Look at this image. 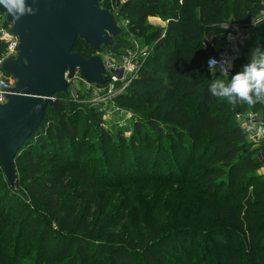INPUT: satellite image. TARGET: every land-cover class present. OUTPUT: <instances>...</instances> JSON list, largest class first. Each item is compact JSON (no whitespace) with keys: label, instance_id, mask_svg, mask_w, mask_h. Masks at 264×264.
<instances>
[{"label":"trees","instance_id":"16d2710c","mask_svg":"<svg viewBox=\"0 0 264 264\" xmlns=\"http://www.w3.org/2000/svg\"><path fill=\"white\" fill-rule=\"evenodd\" d=\"M116 1L119 23L128 22L137 40L156 42L137 79L116 99L143 120L130 138L123 131L113 136L98 112L93 122L89 116L81 121L79 101L56 97L15 159L16 186L21 169V182L40 205L12 204L16 189L0 168V264H264V179L257 176L264 148H254L237 122L248 113L264 124V103L230 104L212 96L214 77L206 65L208 39L227 35L229 23L250 31L231 74L250 62L254 48L264 47V0ZM151 17L167 22L165 33L152 29ZM123 31L105 50L129 43ZM6 51L0 41V60ZM73 51L85 59L96 55L79 39ZM154 186L174 188L178 206L162 199L139 230L129 226L131 197L118 216L107 204L94 220L100 189L122 195ZM189 196L197 199L193 212L186 208ZM124 227L128 236L116 235ZM19 247L30 251L28 262Z\"/></svg>","mask_w":264,"mask_h":264},{"label":"water","instance_id":"95a60500","mask_svg":"<svg viewBox=\"0 0 264 264\" xmlns=\"http://www.w3.org/2000/svg\"><path fill=\"white\" fill-rule=\"evenodd\" d=\"M99 0H27L35 9L14 19L0 6V14L18 39L16 56L1 65L14 78V86L0 82L9 94L0 104V168L15 189V159L25 143L42 126L56 97L67 95L76 79L87 85L104 87L107 66L100 56L113 47L122 30L115 14L98 6ZM96 51L85 59L75 53L77 40ZM214 54V51H211Z\"/></svg>","mask_w":264,"mask_h":264},{"label":"rangeland","instance_id":"374dc122","mask_svg":"<svg viewBox=\"0 0 264 264\" xmlns=\"http://www.w3.org/2000/svg\"><path fill=\"white\" fill-rule=\"evenodd\" d=\"M126 1L127 0H119L120 4H124ZM100 4H101V7L106 8L108 6L109 9H114L115 11H118V6H117L118 1L116 0H106L104 2H102L101 0ZM0 22H3L2 18H0ZM164 23L167 26V22H164ZM149 25L152 27L153 30H157V31L161 30L162 33H165L166 28L164 29L158 28L152 25L150 22H149ZM225 28L228 34L225 35L224 37L214 36L213 41H212L213 43L211 42L210 39H208L207 46L215 50L214 51L215 53L212 54V57H221L227 54L228 60L231 61L232 67H233L234 60L239 56L243 45L240 46L239 43L236 41V39L232 40V35L236 36L237 34L243 33L245 30L243 31L240 29V27L233 26L230 23L225 25ZM125 32L127 34L125 35V39L128 40L129 42L126 44V46L122 48L121 47L115 48L113 50L106 49L100 55L107 66V74H106L107 77H109V71L112 68L111 66L121 61L127 49L133 50L134 53H137L139 56H141V62L142 60L147 61L153 54V50H154V46L156 42H144L142 40H137L135 36H133V33L128 29V25L125 28ZM244 33H247L250 36L249 29L247 32H244ZM134 42H137V43H134ZM120 76L122 77V74ZM120 85L121 83L119 84V86ZM119 86H117L116 91H119L121 89L119 88ZM109 89L110 87L107 84L104 87H98L94 85H87L86 83L81 82V80L76 79L72 82V85L69 88L68 97L74 101H79L84 106L83 107L84 112L82 114L81 121L85 119V122H86V116H89L90 121L88 123L93 122L95 113L98 112L99 113L98 116H100L102 128L112 131L113 136H117V134L123 131L124 137L130 138L132 135L135 123L137 121L143 120V115L141 112L135 111L128 107L120 106L119 103L116 101V99L118 98V95L117 97L110 96ZM249 115L250 114L248 113H244L242 115H239L237 119L238 124L242 126L246 131H248V126L246 125V121ZM257 117L259 118V116ZM259 120L262 122L260 118ZM252 132L256 133L257 130L255 129ZM248 134H249L248 139L250 140V142L255 144L254 148L258 150H260L261 146H263L264 148V141L259 139L260 138L259 136L257 138H254L252 137L250 132ZM91 138L92 137H89V140L92 142L93 139ZM89 149L90 148H87L86 150H89ZM128 154H129L128 156L130 157L134 155V153H128ZM259 155L262 157L263 153H260ZM87 157H89V154L87 155ZM104 174L106 175L105 172ZM24 175L25 174L23 173V171L19 169L18 170V178H19L18 185L15 186L16 190L14 191V193L9 195V198L12 199V204H16V205L17 204L18 205H22V204L28 205L29 204L31 206L33 205V202L34 203L36 202L38 204L39 198L30 195L26 189L27 183L25 184L21 182V179ZM257 176L264 179V165L257 172ZM0 179L2 180L0 183L1 185L0 192H2V189L4 188V185H3L4 176H3L2 171H0ZM106 179L108 178L106 177ZM121 192H122V195H117V192L114 191L113 189H107V188L102 189V190L100 189V192L96 196V201L98 202V205H97V212L95 211L94 220L97 221L99 217V213H100L98 212L99 209H101L102 211L107 204L110 205V208L115 209L114 211L116 212L114 213V215L118 216V214L121 211L118 209L122 205H128L129 202H131L132 200H129L126 198L131 197L135 200L136 203L132 205L133 209L131 211L132 214H130L131 222L129 223V226L131 228H135L139 230L141 220L145 218V215L147 214L150 208L155 211L158 208L157 205L162 201V199H164L165 204L167 203L169 206L171 205L174 207L177 205L176 200L179 198L178 193H174V188L164 190L162 188H158L155 186L152 187L151 191H148L146 187H139V189L127 188L125 191H121ZM189 197L187 199H189ZM196 201H197L196 197L191 196L186 204L187 205L186 208L192 212L195 211ZM110 215L111 213L108 214V216ZM72 226H74V224ZM55 229L57 231V228ZM125 229L126 228L124 227L122 232L121 230L117 229V231L115 232L116 235H121V233H123L124 236L127 237L129 231ZM90 230H93V221L91 223ZM14 243H15V240L7 244L9 245L8 246L9 249L10 248L12 249L13 247L15 248ZM22 251H24V249ZM22 251H20V247H19L18 252L22 253L23 261L26 263L28 262V259L26 258V256L30 254V251H26L27 253H23Z\"/></svg>","mask_w":264,"mask_h":264},{"label":"clouds","instance_id":"9594fccd","mask_svg":"<svg viewBox=\"0 0 264 264\" xmlns=\"http://www.w3.org/2000/svg\"><path fill=\"white\" fill-rule=\"evenodd\" d=\"M0 6L7 9L14 19L35 12L27 0H0ZM231 67V61L209 58L208 70L214 77L208 86L211 95L223 98L230 104L264 103V47H256L251 51L250 62L241 71L230 74ZM217 72L220 73L219 77H216Z\"/></svg>","mask_w":264,"mask_h":264},{"label":"built area","instance_id":"2783aa9c","mask_svg":"<svg viewBox=\"0 0 264 264\" xmlns=\"http://www.w3.org/2000/svg\"><path fill=\"white\" fill-rule=\"evenodd\" d=\"M101 1V0H100ZM106 0H102L104 2ZM109 9V8H108ZM109 11L115 15H117V11L114 9H109ZM5 14H0V18H2L3 22H0V41L7 44V51L5 56L0 60V82H4L8 84L9 86H14L15 81L12 76L6 75L2 69L1 65L4 62V60L10 56H16V48L18 46V39L10 33V25L6 22V17L4 18ZM122 30H124L128 22L120 23ZM125 27V28H124ZM249 38V34L247 33H241L237 34L236 36L232 35V40L236 39V41L239 43L240 46L244 44V42ZM137 43V42H134ZM137 45V44H136ZM146 55V54H144ZM145 57V56H144ZM218 60L220 59H226L228 60L227 54L216 57ZM209 60V59H208ZM144 61V62H143ZM146 60H142L141 62V56H139L137 53H134L133 50L127 49L121 59V61L113 66L109 71V77L105 75L106 84L110 87L109 89V95L114 97L118 95L121 96L125 93V91L130 87L132 82L137 79L138 74L143 67ZM229 61V60H228ZM141 62V64H140ZM207 67H208V61H207ZM232 69L230 70L231 74ZM122 74V77L120 76ZM109 82V83H107ZM121 85L119 86V84ZM105 84V85H106ZM117 86L121 88L119 91H116ZM9 93L2 90L0 88V104H4L7 102V95ZM239 117V116H238ZM246 125L248 126V133L252 135V137L257 138L264 141V124L259 120L257 116L254 114H250L247 118ZM257 130L256 133H253V130ZM257 135V136H256ZM257 139V140H259Z\"/></svg>","mask_w":264,"mask_h":264},{"label":"crops","instance_id":"0c3cea01","mask_svg":"<svg viewBox=\"0 0 264 264\" xmlns=\"http://www.w3.org/2000/svg\"><path fill=\"white\" fill-rule=\"evenodd\" d=\"M149 22L152 24V25H154V26H156V27H158V28H166L167 26L165 25V23L163 22V21H161L159 18H154V17H151V18H149ZM211 49V51H215L213 48H210Z\"/></svg>","mask_w":264,"mask_h":264}]
</instances>
